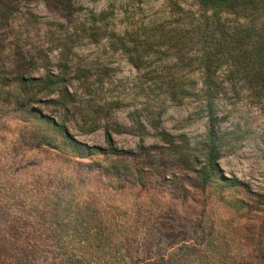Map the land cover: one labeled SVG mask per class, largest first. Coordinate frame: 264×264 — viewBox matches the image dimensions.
I'll return each mask as SVG.
<instances>
[{"label":"rangeland","instance_id":"obj_1","mask_svg":"<svg viewBox=\"0 0 264 264\" xmlns=\"http://www.w3.org/2000/svg\"><path fill=\"white\" fill-rule=\"evenodd\" d=\"M205 13L0 0V264H264V93L201 92Z\"/></svg>","mask_w":264,"mask_h":264},{"label":"trees","instance_id":"obj_2","mask_svg":"<svg viewBox=\"0 0 264 264\" xmlns=\"http://www.w3.org/2000/svg\"><path fill=\"white\" fill-rule=\"evenodd\" d=\"M198 1L205 9L212 10L210 15L204 14L206 25L202 27L209 30L214 27L219 33L213 50L207 49L202 54L208 80L201 92L206 97H217L224 83L214 77L217 67L232 64L234 68L230 69V75L249 77L250 88L261 97L264 93V0ZM45 80L46 87L54 92L59 80L53 76H47ZM172 94L176 92L172 91ZM215 142L214 134H211L210 161L217 157ZM203 172L209 171L204 167Z\"/></svg>","mask_w":264,"mask_h":264}]
</instances>
